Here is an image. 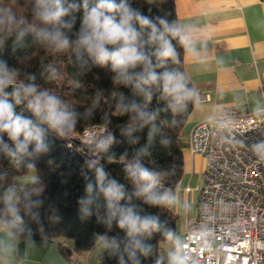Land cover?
Instances as JSON below:
<instances>
[{"label": "trees", "instance_id": "trees-1", "mask_svg": "<svg viewBox=\"0 0 264 264\" xmlns=\"http://www.w3.org/2000/svg\"><path fill=\"white\" fill-rule=\"evenodd\" d=\"M127 2L161 31L160 19L178 26L174 0ZM95 3L88 0L89 7ZM73 4L77 7H70ZM64 6L69 11L59 28L69 38L70 46L57 51L38 35L42 30H51L52 25L39 18L36 0H0V8L11 9L18 21L11 31H0V61L16 71L17 86L35 85L38 92L57 96L74 120L73 129L65 136L40 125L47 146L44 152L13 157L0 148V224L22 240H58L60 253L68 261L72 253L91 250L96 237L102 236L107 245L98 254V264H166L159 255V245L169 238V232L174 234L177 215L165 203L148 202L147 195H165L183 172L182 127L195 102L194 87L183 67V46L178 38L168 36L177 54L176 62L168 59L163 67H156V45L148 42L151 30L141 29L134 22L141 31L140 50L150 58L155 72L183 74L192 92L184 106L174 110L171 99L164 98L157 86H149L151 98L146 99L136 90L135 80L118 78L110 64L100 66L78 51L73 42L82 26L83 0H64ZM132 71L140 72L142 67ZM5 91L11 92L12 88ZM9 101L18 115L39 123L26 99L18 104L11 97ZM133 103L138 110H132ZM96 125L103 132L89 141L81 140L82 133ZM3 141L14 148L6 133ZM33 149L34 144H30L29 153ZM136 162L155 174V185L147 195L136 194L144 182H134L126 171ZM29 165L36 169V180L23 187L18 185L17 200L6 201L4 196L17 185L16 178L28 172ZM98 168L107 174L105 184L115 180L123 185L125 197L120 205L132 208L141 217H156L158 230L130 237L119 227L118 217L109 219L106 199L99 190ZM88 185H92L91 193ZM82 200L91 201L86 205L87 214L82 211ZM11 207L16 209L15 214ZM136 241L140 248L135 247Z\"/></svg>", "mask_w": 264, "mask_h": 264}, {"label": "clouds", "instance_id": "clouds-1", "mask_svg": "<svg viewBox=\"0 0 264 264\" xmlns=\"http://www.w3.org/2000/svg\"><path fill=\"white\" fill-rule=\"evenodd\" d=\"M39 8L38 16L45 23L52 25L51 30H42L38 35L40 39L60 51L70 46L69 38L60 30L69 8L64 6V0H36ZM70 7L75 8L73 4ZM84 15L82 26L77 39L73 42L78 51L86 53L94 63L105 66L111 65L117 77L126 82L135 80V88L146 99L151 98L149 86H157L164 98H170L175 110L177 106L183 107L185 102L192 97V92L187 88L185 77L177 71H164L157 74L151 65L150 58L140 50L139 41L141 31L134 26V22L143 28H150L149 43L156 45L154 55L157 57L156 67H163L164 62L172 59L176 62V51L172 38H178L186 52H192V39L176 25H169L167 21L160 19L159 23L163 31L157 28L148 17L131 8L127 0H96L94 6H88V0H83ZM18 23L16 15L11 9L0 8V31H11ZM138 66L142 71H132ZM17 73L7 64L0 61V148L8 155H32L44 152L47 146L44 143V129L40 125H47L49 129L59 136H65L74 127L72 114L62 106L60 99L47 91L38 92L35 85L16 84ZM11 87V92L5 89ZM11 97L18 104L21 99L28 101L27 107L31 110L39 123H34L30 118L18 115L14 110V104L9 101ZM133 111L139 109L135 103L131 106ZM7 134L14 148H9L3 141V134ZM34 144L33 153H29V145ZM264 149V145H260ZM29 167H33L29 165ZM126 171L134 182H144L137 195H147L155 185V174L144 168L139 162L129 164ZM106 173L102 168L97 169L99 190L103 193L109 212V219L118 217L119 227L125 229L130 237L151 233L158 230V220L154 216L141 217L130 207L121 206L124 199L123 185L115 180H109L105 184ZM92 185H88L87 191L92 192ZM11 200V196L7 198ZM147 200L153 204L171 203L172 198L167 194L162 196L147 195ZM91 201L82 200L85 205L82 211L88 213L86 205ZM15 214L16 209L10 208ZM169 237L172 233H168ZM136 248H140L136 241ZM142 250V249H141ZM170 264H187L186 257L172 254Z\"/></svg>", "mask_w": 264, "mask_h": 264}, {"label": "crops", "instance_id": "crops-1", "mask_svg": "<svg viewBox=\"0 0 264 264\" xmlns=\"http://www.w3.org/2000/svg\"><path fill=\"white\" fill-rule=\"evenodd\" d=\"M174 5L178 27L192 39V52L182 46L195 102L182 127V176L166 193L172 202L165 204L177 215L174 234L168 238L170 250L161 257L166 264L172 254H179L185 225L196 217L189 206L184 213L181 200L195 192L197 202L203 184V157L187 149L189 129L215 114L254 113L264 107V0H174ZM64 243L72 246L69 240ZM104 245L102 239L97 248L72 253L68 261L58 240H22L0 224V264H98Z\"/></svg>", "mask_w": 264, "mask_h": 264}, {"label": "built area", "instance_id": "built-area-1", "mask_svg": "<svg viewBox=\"0 0 264 264\" xmlns=\"http://www.w3.org/2000/svg\"><path fill=\"white\" fill-rule=\"evenodd\" d=\"M103 132L82 133L89 141ZM264 107L196 122L187 149L204 161L196 217L186 223L179 255L187 264H264ZM18 190L19 186L14 185Z\"/></svg>", "mask_w": 264, "mask_h": 264}, {"label": "rangeland", "instance_id": "rangeland-1", "mask_svg": "<svg viewBox=\"0 0 264 264\" xmlns=\"http://www.w3.org/2000/svg\"><path fill=\"white\" fill-rule=\"evenodd\" d=\"M36 177H37V172H36V169L34 167H31L27 173H24L20 176H18L16 178V182L14 184H17L19 186H25L27 184H30V183H33L35 180H36ZM194 183V182H193ZM2 188H0V192ZM196 193L195 192H192L190 194V197H188L187 199H184V200H181V202L183 203V211L184 213L186 212V207H190V212L191 213H194L196 211ZM19 195V192L16 191L15 189H12L10 190L7 195H6V201H9V202H15L17 200V197ZM11 196V200H8L7 198ZM181 218V215L178 216V219ZM103 239L105 245H107V241L104 237L102 236H97L96 237V242H95V245L92 249H95L98 247L100 241ZM172 243L173 245V242H170ZM102 245V244H101ZM170 244H169V239H166V240H163L160 245H159V255L163 258H165L168 250H170ZM98 255V254H97Z\"/></svg>", "mask_w": 264, "mask_h": 264}]
</instances>
